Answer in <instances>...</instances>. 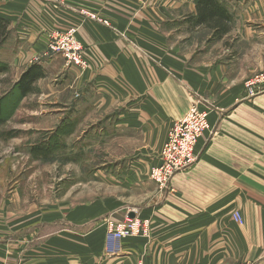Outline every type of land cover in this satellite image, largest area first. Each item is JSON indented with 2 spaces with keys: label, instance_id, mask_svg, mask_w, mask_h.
<instances>
[{
  "label": "crops",
  "instance_id": "0c3cea01",
  "mask_svg": "<svg viewBox=\"0 0 264 264\" xmlns=\"http://www.w3.org/2000/svg\"><path fill=\"white\" fill-rule=\"evenodd\" d=\"M198 1L0 0V17L9 23L0 47L8 70L0 78L11 73L15 86L37 65L43 76L21 106L34 97L40 113L30 116L55 119L48 131L60 127L74 135L66 149L81 160L106 150L107 161L79 177L124 192L79 201L58 222L29 221L21 226L29 229L27 238L5 232L0 264H50L57 257L55 264H264V92L251 99L243 94L245 79L263 69L264 0H214L227 16L218 38L194 23ZM74 27L85 69L47 52L53 32ZM188 31H205L221 44L219 58L207 56L206 48L184 52L180 34ZM226 51L234 55L220 58ZM197 99L218 109L209 116L211 131L198 142L197 164L160 189L150 169L169 128ZM133 215L149 221L148 237L107 235L109 220Z\"/></svg>",
  "mask_w": 264,
  "mask_h": 264
},
{
  "label": "rangeland",
  "instance_id": "374dc122",
  "mask_svg": "<svg viewBox=\"0 0 264 264\" xmlns=\"http://www.w3.org/2000/svg\"><path fill=\"white\" fill-rule=\"evenodd\" d=\"M180 37H183L184 52L197 53L206 48L209 52L207 56L217 58L222 53L221 44L213 43L205 31L197 34L188 31L187 34H180ZM233 52L226 51L220 58L233 56ZM261 66L264 69V62ZM10 80L9 72L6 77L0 78V100L4 109V124L0 126V237L5 238V232L11 231L27 238L29 229L21 228L22 225L32 220L37 221V224L42 223L43 216L48 222H58L61 215H69L74 211L79 201L89 202L96 194L123 196L122 190H109L98 183L89 184L79 177L80 173H90L94 166L106 162V150H91L81 160L75 149H66V142L74 143L75 136L56 132L57 129L48 131L55 124V119L46 122L44 115L30 116L35 111L40 113L35 98H29L21 106L23 101L16 98ZM42 120L45 123L39 125ZM35 128L40 129V132L33 131ZM7 132L13 133V136L5 137L4 133ZM37 147L47 148V156L34 154L33 149ZM114 150L111 154H118L117 149ZM35 247L39 248L38 245ZM57 260L58 257L52 258L50 264H55Z\"/></svg>",
  "mask_w": 264,
  "mask_h": 264
},
{
  "label": "built area",
  "instance_id": "2783aa9c",
  "mask_svg": "<svg viewBox=\"0 0 264 264\" xmlns=\"http://www.w3.org/2000/svg\"><path fill=\"white\" fill-rule=\"evenodd\" d=\"M80 14L105 27L112 26L108 20L98 17L95 13L81 10ZM77 32V27L53 32L50 35L47 52L62 56L69 67L85 69L87 62L84 57V47L77 38ZM263 92L264 69L245 79L243 83L244 99H251ZM214 110L218 109L205 105L203 101L197 99L192 103L186 115L175 121L169 128L160 150L158 164L153 166L149 172L150 179L160 189H169L170 181L175 174L185 172L197 164L198 142L205 133L211 131L209 116ZM233 218L238 224H242L239 213L235 212ZM149 232V221L134 215L117 224L108 223V234L119 240L148 237ZM239 264H254V262L245 261Z\"/></svg>",
  "mask_w": 264,
  "mask_h": 264
},
{
  "label": "trees",
  "instance_id": "16d2710c",
  "mask_svg": "<svg viewBox=\"0 0 264 264\" xmlns=\"http://www.w3.org/2000/svg\"><path fill=\"white\" fill-rule=\"evenodd\" d=\"M227 16L225 11L215 3L214 0H199L197 4V17L194 23L212 29L215 37H220L225 31ZM9 35V23L0 17V47L7 40ZM7 67L0 63V76L6 74ZM43 76L42 70L35 64L29 66L20 76L18 82L14 86L16 98L21 100L27 94L34 91V82ZM4 124V109L0 100V126ZM56 132H60V127ZM5 137L11 138L13 133H4ZM37 156H47L49 153L47 148L37 147L33 149Z\"/></svg>",
  "mask_w": 264,
  "mask_h": 264
}]
</instances>
